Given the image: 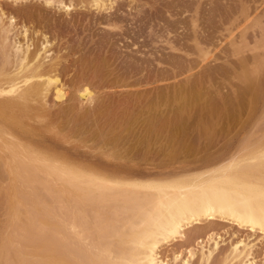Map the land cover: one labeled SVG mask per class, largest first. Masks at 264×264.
I'll list each match as a JSON object with an SVG mask.
<instances>
[{"label":"rangeland","instance_id":"obj_1","mask_svg":"<svg viewBox=\"0 0 264 264\" xmlns=\"http://www.w3.org/2000/svg\"><path fill=\"white\" fill-rule=\"evenodd\" d=\"M72 1L78 3V0ZM85 1L83 5L79 3L75 10H71L73 11H70L71 14L70 12L65 14L63 10H56L54 5L47 6L43 0H0L5 12L4 18L12 15L19 33L23 28L21 26L28 28L29 34L35 35L34 45H39L46 36L51 43L49 48L60 79L57 84L60 90L55 95L54 91L50 90L46 97L44 107L47 116L15 115L25 122L31 135L37 133L42 136L32 142L23 141L28 147L44 149L48 155L66 157L83 169L96 168L107 173L123 170L132 174L135 169L159 170L162 163L168 171L175 167L185 168L223 153L238 146L239 143L243 145L241 142H245L244 139H247L249 132L247 107L249 95L245 76L250 63L256 60L264 62V0H105L108 6L105 5L102 10L92 5V1ZM179 10V13L175 12ZM25 13L30 14L31 19L36 16V19H29ZM105 16L111 19L114 17L111 22L117 18L119 21L115 22L122 25L109 23L110 20L109 22L105 20L107 19ZM7 18L4 22H7ZM166 23L168 25L165 26ZM129 25L135 27L134 30ZM122 31L129 33L127 35L130 37L124 35ZM19 33L18 39L25 41ZM0 54L1 63V50ZM158 56L163 63L158 60ZM263 71L261 75L264 76ZM83 80L90 83L87 91H76V85ZM160 95L164 97L163 101ZM89 96L93 99H89ZM62 97L63 99L59 100ZM161 103L163 105H160ZM256 104L254 122L260 119L259 123L263 126L264 117L260 118L259 113L261 115V112H264V100H258ZM5 107V104L0 106V116L8 120L11 113ZM156 107H161V112ZM152 108L155 111H152ZM156 110H159V114ZM151 113H155V116ZM135 117L138 118L131 123V129L129 127L125 130V121ZM150 122L157 127L156 130L159 129V134L163 133L161 135L163 137L156 138L153 137L156 135L154 134L151 138L153 140L155 138V142H151L150 138L151 144L146 145L145 129ZM162 126L164 132L161 130ZM96 131L98 134L94 140L92 134ZM109 138H113L119 144V149L104 145L105 140ZM144 138L145 142H142ZM161 146L166 147L164 158ZM151 151L155 153H150ZM4 153H6L4 145L0 142V168L6 161ZM115 154L117 156L112 157ZM123 154L124 156L128 154V157L123 158ZM2 171L0 239L6 234L3 242L7 244L13 242L16 250L19 253L23 252L16 253L15 256L20 258L15 259L14 264L24 260L23 256L27 253H29L27 255L34 253V257L35 253H52L54 243L51 242V234L44 230V225L38 226L39 223L31 225L28 221L23 223L13 215L15 209L21 206L23 186L14 173ZM44 191L41 189L39 193ZM45 195L43 198L48 199V194ZM29 197L26 199L27 202L32 200ZM29 205L31 212L30 208L35 206L32 203ZM209 220L191 225L185 231V236H178L175 240L161 245L158 252L160 258L173 263V255L181 253V257H184L190 250L194 252V257L189 264H199L201 251L209 245L206 237L209 231L214 232L213 236L216 238L220 237L221 247L213 254L208 264H227L224 259L227 248L231 242L238 239L255 244L253 248L255 262L252 264L264 261V236L259 231L251 232L249 228L237 226L227 219ZM7 224L10 226L9 229L6 227ZM17 235L19 236L16 237ZM15 241H19L20 245ZM7 244L3 243V250L8 248ZM9 249L4 252H9L10 255L15 253ZM3 255L2 257H6V254ZM10 255L6 260L0 258L3 264L9 262L7 260H10L13 254Z\"/></svg>","mask_w":264,"mask_h":264},{"label":"bare ground","instance_id":"obj_2","mask_svg":"<svg viewBox=\"0 0 264 264\" xmlns=\"http://www.w3.org/2000/svg\"><path fill=\"white\" fill-rule=\"evenodd\" d=\"M69 1L43 0V3L47 6L54 5L57 8L56 10L60 9L63 10V12H66L65 14H69L67 12L75 10L79 3H82L83 5L84 2H86L85 0H78V3L75 4L72 0ZM90 1H92V5L98 10H102L103 7L107 5L105 0ZM1 4L0 50L2 53V60L0 63V104H5V108L11 113V115L8 120L3 119L0 116V142L3 143L6 151V153H4L6 161H4V164L2 165V169L0 168V176L6 174V172L4 173L2 171L4 170L9 173H14L17 176V179L19 178L21 180V185L23 186L21 196L22 202L20 203L21 206L16 208L17 211L15 209V213H13V215L16 216V219L22 220L23 223L24 221H28L30 224L39 223L38 226L44 225V230H46L49 235L51 234V242L54 243L52 253H35L37 257L36 255L34 257V253L32 252V254H30L32 257L27 255L29 253L26 255L24 253L26 257L23 256V259L25 261H17V264H189L190 260L194 257L193 251L189 250L187 254L185 252L186 255L184 257H181V253H176L172 256L173 263H170L168 259L160 258L158 253L159 247L163 244L169 243L171 240H175L178 236H185V231L191 225L196 223L201 224L200 222L213 218L227 219L230 222L237 224V226L249 228L251 232L253 231L255 233V231H259L264 236V125L262 126V124L259 123L260 119L256 120L260 126L257 122H254L256 119V103L258 100H264V76L261 75V72L264 70L263 61L256 60L255 62L253 61L250 63L245 76L247 84L246 89L249 95L247 106L249 107V132L248 135L245 133L247 139L245 138V142H241L243 145H240L239 143L238 146H234L233 148L212 156L207 160L203 159L202 162L186 166L185 168L175 167L170 171L167 170L164 163L160 164L161 166L158 168L159 170H155V168L135 169L132 171V174L123 170H116L107 173L96 168L83 169L80 166H77V163L72 162V160H69L66 157L48 155L44 149L28 147L27 144L23 142L25 140L32 142L42 136L37 133L31 135L25 122L16 118L15 115H23L26 117L47 116V111L44 107L46 97L50 90L54 91V95L60 90V88L57 87L60 79L57 72L58 69L52 58L51 49L49 48L51 43L46 36L40 44L38 43L39 45H34V34L31 36L28 28L25 26H21L23 28L19 33V30H17L18 28L15 27V18L12 15L8 18L6 16L5 18H7V22H4V20L6 21L4 18L5 12L3 11ZM175 12L179 13L180 10ZM25 14L28 18L30 17V14ZM160 16H162V14ZM35 17L32 19L35 20ZM109 18L105 20L108 22L110 20L109 23L112 24L115 21H119L116 18V20L111 22L114 17H112V19ZM29 19H31V17ZM40 19L41 18H39V20ZM115 24H118V26L122 25L116 22ZM166 25L168 24L166 23L165 26ZM140 26L142 27V25ZM160 26L162 27V25ZM134 28L132 27L131 29L134 30ZM141 30L143 29L141 28ZM122 32L124 35L126 34L124 31ZM126 32L128 31L126 30ZM18 33L22 35L25 41L22 42V39H18ZM127 34L129 35V33ZM127 34L126 36H128ZM137 35L134 36L137 37ZM133 39L137 38L134 37ZM133 42L134 40L132 43ZM159 58L160 56H158V60H160ZM86 61H88V59ZM163 61L166 62V60ZM92 66L93 64L91 67ZM98 66L99 65L97 64V68ZM92 83L93 82H91V84ZM89 85L90 83L88 84V82L83 80L76 85L75 89L76 91H87ZM161 86L163 87V85ZM163 94L165 95L164 92ZM163 94L161 95L163 96ZM161 95L160 99L162 98ZM62 99L63 97L59 98V100ZM89 99L93 98L90 97ZM89 99L87 100L89 101ZM164 100L166 101V98ZM163 103L160 105H163ZM160 108L156 107V109ZM152 111H155V109ZM156 111L158 112L159 110ZM129 113L131 114V112ZM151 114H154L155 116V113ZM261 115L259 113L260 118L264 117V112H261ZM125 117L127 118L128 116L125 115ZM136 118L138 117L125 121V130L129 129L131 123H133ZM258 118L259 117H257V119ZM150 119L152 120V118ZM147 126L148 128L145 129V137L147 138L146 145L151 144L150 138L154 134L157 135L160 133L159 129H155L157 127H155L153 123L148 124ZM163 127L164 126L160 129L164 132L165 129ZM97 134L98 131L92 134L94 140L97 138ZM162 134H159V136L157 135L158 137L156 135L153 137H163L161 136ZM154 140L152 139L151 142ZM163 141L162 143H164ZM142 142H145V138ZM104 143V145L115 147V149H119L120 147L113 138L105 140ZM131 147L132 146H130L129 149H131ZM150 149L152 150V146ZM146 150L148 151L149 149ZM165 150L166 147L161 149V153L163 154V156H161L163 158L166 156V153L164 152ZM127 151L130 152L131 150ZM152 152L154 151H151L150 153ZM124 154L123 158H127L128 154L125 155L126 157ZM116 156L117 154L112 155V157ZM41 189L46 192L39 193ZM41 194H48L49 198H43V195ZM29 196H33L34 198ZM28 197L29 199L32 198L29 202H27ZM48 200L51 201L49 202ZM30 203L35 206L32 209L30 208L31 212L28 208ZM26 207L28 209H26ZM33 209H35L34 212L32 211ZM9 217L11 218V214ZM217 221L218 220H216V222ZM8 226L9 224H7L6 227ZM14 231L17 232L18 230ZM213 233L214 232L209 231L207 233L206 237L209 245L204 251H201L199 264H208L213 254L219 249V247H221V241L219 240L220 237L216 238L213 236ZM5 235L3 238H6ZM18 236L19 235L16 237ZM2 239H0V258L5 260L8 259L10 254L9 252L4 251H8V249L12 247V249L9 250L10 252L12 250L15 251V253H11V255L13 254L11 257L13 260L10 258L11 261L7 260L9 261L7 264L12 262V264H14L15 259L18 260L20 258V256L16 257L19 253L16 250V245L14 246L13 242L7 244L3 242ZM24 239L22 240L24 241ZM3 243L5 245L7 244V246L9 245L8 248L5 246L7 248L6 250H3ZM16 243L20 245L19 241ZM254 246V243H250V241L247 242L245 239H238L231 242L224 256L226 263H254ZM21 249L18 250L20 251ZM24 249H26V247H24ZM3 254H6L5 256L7 258L2 257L4 256ZM14 256L16 258H14ZM0 260V264H3L2 259ZM177 261L178 263H176ZM259 264H264V261Z\"/></svg>","mask_w":264,"mask_h":264}]
</instances>
